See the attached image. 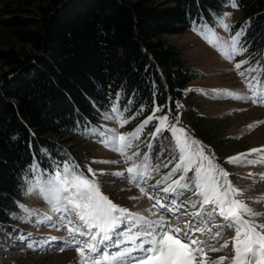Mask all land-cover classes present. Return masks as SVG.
Here are the masks:
<instances>
[{
  "label": "trees",
  "instance_id": "1",
  "mask_svg": "<svg viewBox=\"0 0 264 264\" xmlns=\"http://www.w3.org/2000/svg\"><path fill=\"white\" fill-rule=\"evenodd\" d=\"M227 1L50 0L32 9L24 0L0 7L1 24L36 50H0V60L12 64L0 77V242L16 234L13 212L31 166L66 160L67 144L99 124L114 101L137 119L157 104L175 110L197 72L166 36L193 21L214 23ZM236 3L246 15L248 54L264 58V0Z\"/></svg>",
  "mask_w": 264,
  "mask_h": 264
},
{
  "label": "snow or ice",
  "instance_id": "2",
  "mask_svg": "<svg viewBox=\"0 0 264 264\" xmlns=\"http://www.w3.org/2000/svg\"><path fill=\"white\" fill-rule=\"evenodd\" d=\"M231 6L237 7L236 0H229ZM230 15L222 14L221 26L228 30V25L223 23V17ZM193 31L208 39L205 29L207 25H197L193 21ZM243 29L230 37V43L221 42L219 38L209 41L229 61L235 56L242 55L247 49L240 44ZM215 35V33H213ZM247 60L235 63L234 67L241 78H244L247 87L251 91L250 96H242L237 92L223 89L214 90L217 95H226L233 99L249 100L252 103L264 105V83L260 77L253 76L248 79L246 73L259 71L264 76V67L259 69L249 67L240 71ZM117 101L119 99V93ZM131 103V102H129ZM125 107L121 111L118 102L114 101L111 113H104V119L118 121L120 126L134 120L124 118ZM132 132L119 134L117 129L94 127L89 131L90 135L99 138V141L111 151L118 153L125 162L133 161L139 152L128 154V149L139 141L140 134L154 120H158L153 137L159 136L165 131L171 132L174 140L177 156L175 167L164 177L148 188L143 185L152 178L151 158L145 153L141 163H132L123 171L111 173L118 179L128 180L131 184L139 187L143 195L154 199V208L161 211L157 219H149L140 213L131 212L125 207L114 203L101 188L96 173L91 168L87 171L92 173L89 178L79 165L72 161L64 160L51 167L50 170L41 171L39 165H32L31 172L36 173L34 180L25 178L27 185L25 195H35L45 201L49 211L57 214L60 226L65 227L69 238L62 241L59 247L63 251L67 247H74L77 254V264H223L227 259L220 256L216 260H209L206 248L211 252H219L232 245L233 257L230 264H264V224L257 223L259 213L249 207L247 202L237 199L242 190L236 188L228 179L229 173L214 162V158L205 155L204 146L197 140L188 136L185 129L176 124L168 125V115L156 117L155 113L161 111L157 106ZM143 112L141 108L136 115ZM261 123V122H257ZM249 128L254 125H249ZM196 146L193 148V146ZM138 146V145H137ZM151 147V143H149ZM252 154L258 158L249 159ZM96 163L117 164L119 161L100 160ZM230 164H259L264 163V147L253 148L245 153L229 157ZM168 165L165 164L164 167ZM159 171V168L155 169ZM194 174L189 177L188 173ZM103 171L100 175H104ZM179 174V178L172 180L166 187H161L166 181ZM249 175H252L249 173ZM260 182H264L261 175ZM159 189V191H156ZM191 191L192 196L182 203H177V197ZM152 193V194H150ZM134 199L135 197H131ZM197 198V199H193ZM264 203V200H257ZM191 204L197 209L190 215L192 220L180 226L170 224L165 216L171 214L179 218L180 209ZM29 217L35 215V210H29L25 205H19ZM248 217V218H246ZM53 216L45 214L41 220L52 221ZM219 220L220 223H215ZM210 225V227H209ZM215 229V235H212ZM228 229L234 231L230 240L225 241L219 248L209 246L219 240ZM119 230V231H117ZM114 234L119 238L114 239ZM203 236V239H198ZM211 236V239L209 237ZM52 237L51 240H56ZM48 242L47 240L45 241ZM127 245V246H124ZM30 247L32 245H29ZM116 247L117 251L109 252L106 249Z\"/></svg>",
  "mask_w": 264,
  "mask_h": 264
},
{
  "label": "rangeland",
  "instance_id": "3",
  "mask_svg": "<svg viewBox=\"0 0 264 264\" xmlns=\"http://www.w3.org/2000/svg\"><path fill=\"white\" fill-rule=\"evenodd\" d=\"M23 1L0 0V7L5 3L21 4ZM28 1L33 9L38 4L48 3L50 0ZM224 13L230 14L223 17V23L229 26L228 30L222 27L220 23V18ZM245 20L244 11L238 6H231L228 0L223 12L217 15L214 23H196L200 26L207 25L205 32L208 39L193 31V24L180 34L167 35L169 43L176 44L181 48L187 66L194 69L197 72V76L185 86L183 98L177 103L174 111L165 109L161 104L155 105L154 108L157 106L161 107V111L155 113L156 117L168 115L167 123L169 127L176 124V118L178 117L179 124L177 126L185 129L189 137L199 141L201 144L205 143L206 146L203 145L205 155L213 157L214 162L229 173L228 179L231 183L242 190L237 199L247 202L249 207L257 212L264 213V203L257 202V200H264V182H260L261 175H264V163L230 164L227 162L229 157L248 152L253 148L264 147V105L252 103L249 100L233 99L226 95H217L214 92V90L227 89L242 96H250L252 93L247 87L245 79L238 75L234 65L241 60H247L248 63L242 65L240 71H244L249 67L259 69L264 67V58H252L247 51L229 61L217 47H214L209 42L219 38L222 43H230V37L243 29L240 44L246 48L244 44ZM238 22H240L239 25ZM11 48L23 54L36 52L31 43L17 40L13 33L0 22V50H9ZM11 66L10 62L0 60V77ZM246 76L248 79L253 76L260 77L262 83H264V76H261L259 71L250 74L246 73ZM193 93L196 96H192ZM111 108L112 106L106 109L104 113H111ZM121 111L123 110L121 109ZM151 114L152 112L148 115ZM148 115L140 119L135 117L134 120H130L123 127L120 126L118 121L104 118L99 124H90L84 127L77 132L78 135L73 140L74 142L70 141L67 144L72 146V148L66 160L79 165L80 169L89 178H92V173H89L87 169L91 168L102 185V192L117 205L129 209L131 212L140 213L149 219H157L161 215V211L153 207L154 199H149L147 195L141 194L139 187L131 184L128 180L118 179L110 174L116 171H123L132 163H141L145 153H147L151 158L150 163L153 171L152 178L143 186L148 188L154 184L156 180L164 177L175 167L177 150L171 137V132L165 131L159 136L153 137L151 133L155 131V126L158 124V120H154L140 134L139 141L134 142V146L128 149L129 155L133 152H139L140 155L135 156L133 161L125 162L118 153L105 147L98 137L90 135L88 131L94 127L102 126V128L108 129L115 128L119 134L129 133ZM132 116L124 113L125 119H129ZM249 125H254V127L249 128ZM205 130H210L208 136H204ZM149 143H151V147H149ZM195 147L194 145L193 148ZM256 158H258L257 154H252L249 157V159ZM100 160L119 161V163L105 164L95 162ZM165 164L168 166L164 167ZM33 165H39V163L35 162ZM39 168L42 172L50 170L49 167L44 168L41 165H39ZM156 168H159V171H156ZM101 171L105 174L100 175ZM249 173L252 175H249ZM193 174L194 171L189 172L188 176L191 177ZM35 176L36 173L33 172L29 180H34ZM178 178L179 174L166 181L161 187H166L172 180ZM156 191H159V189ZM191 196L192 192L188 191L183 196L177 197V203H182ZM131 197L135 198L132 199ZM21 204L25 205L29 210H35L36 214L29 217V214L21 207L14 210L13 217L16 220L17 231L16 234L9 232L0 242V264H77L78 254L74 247H67L63 251L59 250L63 239L69 238V234L65 227L60 226L57 214L49 211L48 204L35 195L25 194L23 199L20 200L19 205ZM197 210L198 208L194 209L191 204H188L180 209L179 218L168 214L165 219L172 225L179 224L183 226L187 221L193 219L190 214ZM45 214L52 215V221L41 222ZM256 222L264 224V216L259 217ZM215 223H220V221L216 220ZM212 235H215V229ZM233 235L234 231L228 229L217 242L209 247L219 248L225 241L230 240ZM52 237L57 239L51 240ZM197 238L203 239L204 237L198 236ZM114 239L118 240L119 238L114 234ZM209 239H211V236ZM46 240L48 241L47 243L45 242ZM29 245L32 246L30 247ZM106 250L114 252L118 248L112 247ZM205 251L208 253L210 261L216 260L220 256L226 257L227 259L223 264H230L234 255L231 244L219 252H211L208 248Z\"/></svg>",
  "mask_w": 264,
  "mask_h": 264
},
{
  "label": "bare ground",
  "instance_id": "4",
  "mask_svg": "<svg viewBox=\"0 0 264 264\" xmlns=\"http://www.w3.org/2000/svg\"><path fill=\"white\" fill-rule=\"evenodd\" d=\"M30 263V262H29Z\"/></svg>",
  "mask_w": 264,
  "mask_h": 264
}]
</instances>
